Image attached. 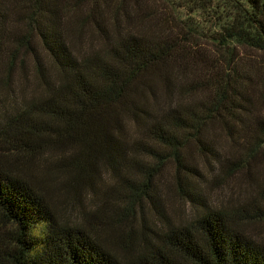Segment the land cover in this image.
<instances>
[{
	"label": "trees",
	"instance_id": "trees-1",
	"mask_svg": "<svg viewBox=\"0 0 264 264\" xmlns=\"http://www.w3.org/2000/svg\"><path fill=\"white\" fill-rule=\"evenodd\" d=\"M126 1L0 0V264H264V240L244 229L264 223V183L250 180L255 197L212 207L183 157L192 142L207 163L236 174L264 146V123L249 130L240 122L254 103L231 69L235 49L264 52V0H151L173 24L166 38L131 33L135 20L155 13ZM84 26L98 49L79 47ZM199 42L222 51L226 66L185 82V60L195 61L187 44ZM198 88L210 92L204 101L190 97ZM227 121L249 134L234 161H220L201 139L214 123L229 131ZM51 156L59 187L77 202L94 193L101 169L111 179V222L126 228L116 252L83 226L58 222L34 170ZM165 160L191 214L176 225L157 191V163Z\"/></svg>",
	"mask_w": 264,
	"mask_h": 264
},
{
	"label": "rangeland",
	"instance_id": "rangeland-1",
	"mask_svg": "<svg viewBox=\"0 0 264 264\" xmlns=\"http://www.w3.org/2000/svg\"><path fill=\"white\" fill-rule=\"evenodd\" d=\"M133 1L127 0L124 2V5L128 3V6H132L134 5ZM135 1L137 5L138 2L140 5L145 4L146 6L142 7L151 10L155 14H152V18L146 21L142 19L141 21L135 20L136 25L133 24L135 27L131 29V33L142 36H157V38H160V36L166 38L168 35L173 37V24L159 13L161 8L157 4L153 5L151 0ZM88 3L89 1L81 2L79 9L86 8ZM129 14L131 15L132 13L129 11ZM91 33L93 31L87 26H84L80 31L82 39L79 47L82 50H96L101 46L100 40L96 39ZM197 45L187 44L188 56L192 55L191 57H194L195 61H188L187 58L185 60L188 65L186 78L184 79L185 82L201 78L208 71H221L226 66L222 51L215 52L208 43L199 42ZM74 48L76 47L74 46ZM198 55L201 58L199 61L195 58ZM233 56L235 59V65L231 67L233 75L239 79L242 78L249 85L250 94L248 99L250 100V104L254 103L249 108L248 106L246 107L245 116L244 114L240 116V122L251 130L255 127L256 123H264V52L237 48L233 52ZM191 67L192 71H190ZM209 94L208 89L198 88L190 97L193 100L201 102L209 97ZM160 95L158 96L160 97ZM6 103L8 101H5ZM227 122L230 124L228 125L229 131L222 123L219 125L214 123L201 135L202 142L220 156V161H234L238 159L243 152L246 139L249 137V134L248 136H244L240 133L239 125L235 122ZM183 157L185 163L193 165L197 169L199 177L190 179L191 182H194L196 192L200 193L212 207L227 208L230 204L244 201L248 196L254 195L255 197V192L251 189L253 182H250V180L256 178L257 181L264 183V146L249 160L246 169L236 174L226 169H221V166L211 158H209V162L207 163L208 160H205L197 152L192 142L186 145ZM44 160L38 159L35 162V175L37 178L45 181V185L49 191L48 201L56 212L58 222L67 225L79 224L83 226L84 230L98 236L96 237L98 243L116 252V247H118L117 237L123 236L126 228L123 226L119 228L111 222V214L113 210H116L113 206H116V204L112 201L114 198L110 191L112 181L106 172L102 169L100 170V178L96 181L94 193L82 192L77 202L71 195H67L59 187L61 182L60 177L56 176L51 165L54 157L51 156L49 160L45 157ZM157 166L156 170L159 173V178L156 182L157 191L161 197V204H163L168 220L176 225L182 220L190 219L191 214L188 207L180 202L173 192V162L165 160L162 163H157ZM141 207L144 219L149 220L151 224L152 217L148 213V207L144 204ZM93 210L94 212H92ZM79 212L88 214V219L84 221L82 217L79 218ZM134 214L135 217L140 215L138 207L135 208ZM139 225H141V222L138 223L137 218H135L133 226L139 228ZM94 227L100 230H89ZM244 229L247 234L264 240V223H250ZM135 249V254H137V247Z\"/></svg>",
	"mask_w": 264,
	"mask_h": 264
}]
</instances>
